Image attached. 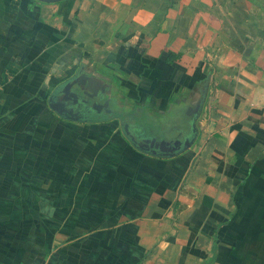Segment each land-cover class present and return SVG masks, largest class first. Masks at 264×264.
Wrapping results in <instances>:
<instances>
[{
  "label": "crops",
  "instance_id": "1",
  "mask_svg": "<svg viewBox=\"0 0 264 264\" xmlns=\"http://www.w3.org/2000/svg\"><path fill=\"white\" fill-rule=\"evenodd\" d=\"M0 264H264V0H0Z\"/></svg>",
  "mask_w": 264,
  "mask_h": 264
}]
</instances>
